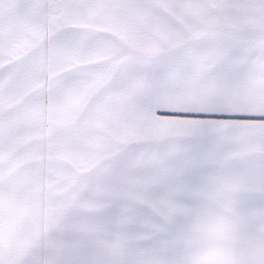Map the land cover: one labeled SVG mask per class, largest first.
Segmentation results:
<instances>
[{"label": "snow or ice", "instance_id": "1", "mask_svg": "<svg viewBox=\"0 0 264 264\" xmlns=\"http://www.w3.org/2000/svg\"><path fill=\"white\" fill-rule=\"evenodd\" d=\"M0 264H264V0H0Z\"/></svg>", "mask_w": 264, "mask_h": 264}]
</instances>
